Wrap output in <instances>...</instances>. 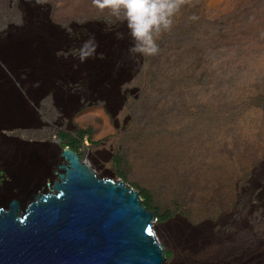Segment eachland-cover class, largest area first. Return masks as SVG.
Wrapping results in <instances>:
<instances>
[{"label": "rangeland", "instance_id": "1", "mask_svg": "<svg viewBox=\"0 0 264 264\" xmlns=\"http://www.w3.org/2000/svg\"><path fill=\"white\" fill-rule=\"evenodd\" d=\"M48 15L80 43L94 35L96 54L81 63L73 50L53 72L23 54ZM156 42L155 56H130L126 23L91 0H0V112L12 109L0 118V170L24 169L0 187V206L25 202L21 150L81 135L100 178L123 181L143 204L151 196L164 264H264V0H182ZM32 89L87 99L63 116L49 101L37 108ZM38 119L48 126L36 129Z\"/></svg>", "mask_w": 264, "mask_h": 264}, {"label": "water", "instance_id": "2", "mask_svg": "<svg viewBox=\"0 0 264 264\" xmlns=\"http://www.w3.org/2000/svg\"><path fill=\"white\" fill-rule=\"evenodd\" d=\"M60 157L49 192L0 206V264H163L139 193L97 177L69 147Z\"/></svg>", "mask_w": 264, "mask_h": 264}, {"label": "flooded vegetation", "instance_id": "3", "mask_svg": "<svg viewBox=\"0 0 264 264\" xmlns=\"http://www.w3.org/2000/svg\"><path fill=\"white\" fill-rule=\"evenodd\" d=\"M47 18L49 19L48 22H49L50 29H46L47 30L46 35H42V36L32 35L30 39L26 40V43L28 44L27 50L24 51V53L23 52L22 53L25 54L28 58H30L34 62H37L38 60L42 61V63L46 64L45 69L47 71L51 70V72H53L54 67H56L60 63H64V65H66L65 61L69 60V58H74L75 51L73 50L75 49L70 48V56H68L66 52L61 53V47L66 43H71V42L75 44L80 43V39L78 38L79 37L78 35L80 33H77V35L71 34L72 32L70 33L69 31H66V29L62 27L61 25L53 24L49 18V15ZM19 29L20 28H16L15 29L16 32L19 31ZM66 66H63V67L66 68ZM78 68L79 70L77 72H81L82 71L81 67H78ZM50 75H53V74L47 73L45 77H48V76L50 77ZM34 91L35 90L33 89L31 90L32 93H29L30 95L29 98L34 100L37 103L36 104L37 108L41 107V103L43 101H49L51 105L50 107L51 111L53 110L55 111V113L56 111H58L61 114H63V116L65 115V111H67V109L72 107L71 105L74 101L77 102L80 106V104L82 103L81 102L82 98L87 99L86 95L84 96L80 94V95H77V98L74 101L72 98H69L67 101H65L64 99L60 98L58 94L56 95V93L52 92L51 90L47 91L49 93H45V94H40V92L34 93ZM76 106L77 104H75V108ZM13 107H14V104H13ZM25 111L22 114V118L27 120V118H29L30 116H28V114ZM11 113H12L11 107L7 108L0 113V118H3V117L6 118L7 116H10ZM57 118L59 120L61 116L57 115ZM23 119H21L22 122L24 124L27 123V121H24ZM37 123L39 125H38V128L36 129H43L44 126L46 127L48 126V124H43V121L41 119H38ZM67 124L68 125L66 126L69 127L70 122H68ZM28 126L30 128H34V127H31V125H23V127H28ZM61 126H65V125L62 124ZM74 139H75L74 142H70L63 147L58 144L48 143V142L34 143L33 145H35V148H33L32 152L28 153L27 155L25 152L22 153V150H21L19 155H20L21 161H24L25 156H26L27 163L26 165H23V168L26 169L27 171L26 176L29 178L26 183L20 182L18 184L19 186L21 185L22 187L26 188L25 192L27 191L30 197L36 194H43L45 192L46 193L49 192L50 186H48V184L52 185V183L56 180V174L59 172L58 166L62 162V159L60 157L61 148L69 147L72 151L76 152V154L79 157V160L81 162L86 163L90 167V169L96 174L95 169L92 166V164L89 161H87V158L91 157L92 159V157L94 156V153H91L90 151H88V149L86 152H83L82 150H80V148H77V144L82 142V139L81 138H74ZM50 160H52V162H50ZM20 166L22 165L17 163V165H15L14 168L16 169L17 167H20ZM19 170L24 171V169H16V173L14 175H11L6 171L4 172L3 170H0V187H3L4 189L8 186H11L14 182L13 177H17L21 175L20 172H17ZM96 176L99 177L97 174ZM21 202L23 203V201Z\"/></svg>", "mask_w": 264, "mask_h": 264}, {"label": "clouds", "instance_id": "4", "mask_svg": "<svg viewBox=\"0 0 264 264\" xmlns=\"http://www.w3.org/2000/svg\"><path fill=\"white\" fill-rule=\"evenodd\" d=\"M91 2L93 7L101 12L108 10L117 23L121 21L126 23L132 41L128 54L141 58L155 56L159 52L156 40L162 31L171 29L173 17L179 11L182 0H91ZM117 38H122L120 33H117ZM97 47L95 36L88 34V38L75 49L76 57L83 63L96 54Z\"/></svg>", "mask_w": 264, "mask_h": 264}, {"label": "trees", "instance_id": "5", "mask_svg": "<svg viewBox=\"0 0 264 264\" xmlns=\"http://www.w3.org/2000/svg\"><path fill=\"white\" fill-rule=\"evenodd\" d=\"M67 137V135H63L62 136V138H66ZM79 138H83L81 135H80V137ZM74 141H75V139H74ZM144 198L146 199V202L144 203V206L150 211L151 209H152V207H151V204H150V202H151V196H149L148 194H145L144 195ZM155 215V214H154ZM162 217V219H166V218H168L169 216H168V214H166V215H164V216H161Z\"/></svg>", "mask_w": 264, "mask_h": 264}, {"label": "bare ground", "instance_id": "6", "mask_svg": "<svg viewBox=\"0 0 264 264\" xmlns=\"http://www.w3.org/2000/svg\"><path fill=\"white\" fill-rule=\"evenodd\" d=\"M7 108H10V107L4 106V107L2 108V111L5 110V109H7ZM0 113H1V112H0ZM237 245H238V244L234 243V247H237ZM213 250H214V249L211 248V249L208 251V253H209V254L212 253ZM163 264H164V262H163Z\"/></svg>", "mask_w": 264, "mask_h": 264}, {"label": "crops", "instance_id": "7", "mask_svg": "<svg viewBox=\"0 0 264 264\" xmlns=\"http://www.w3.org/2000/svg\"><path fill=\"white\" fill-rule=\"evenodd\" d=\"M65 69H66V68H65ZM66 70H67V69H66ZM59 96H60V98H62V96H61V95H59ZM62 99H64V98H62ZM64 100H65V101H67L68 99H67V100H66V99H64Z\"/></svg>", "mask_w": 264, "mask_h": 264}]
</instances>
